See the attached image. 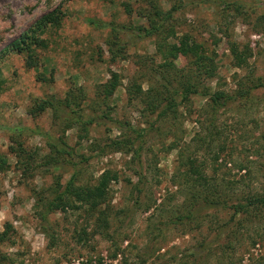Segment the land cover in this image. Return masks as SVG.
<instances>
[{"label":"rangeland","instance_id":"374dc122","mask_svg":"<svg viewBox=\"0 0 264 264\" xmlns=\"http://www.w3.org/2000/svg\"><path fill=\"white\" fill-rule=\"evenodd\" d=\"M154 7L172 10L177 35L189 34L216 61L215 76L202 83L231 100L214 127L207 96L192 95L176 120L164 121L128 96L133 81L143 90L179 87L189 67V58L164 46L167 39L177 45L165 32L137 38L122 29L146 26ZM54 10L64 16L41 35L46 47L34 51L36 66L28 68L24 53L7 49ZM111 73L119 77L111 121L63 131L49 108L30 115L36 100L62 101L77 88L87 96L85 113L99 115L90 103ZM115 121L147 130L134 141L138 154L101 151L110 140L135 139L131 132L122 136ZM49 135L63 137L74 156L55 155ZM19 144L32 159L18 158ZM0 158L6 162L0 165V233L6 224L13 229L0 242V264H264V205L244 212L228 204L190 207L183 176L184 163L195 158L212 189L235 206L247 194L264 195V0H0ZM74 171L77 185L95 184L103 171L118 176L98 209L51 213L49 227L40 221L39 200L52 199L58 181L61 188ZM197 191L209 195L208 188ZM103 217L108 222L99 228Z\"/></svg>","mask_w":264,"mask_h":264},{"label":"trees","instance_id":"16d2710c","mask_svg":"<svg viewBox=\"0 0 264 264\" xmlns=\"http://www.w3.org/2000/svg\"><path fill=\"white\" fill-rule=\"evenodd\" d=\"M154 11L145 15L146 26H122V29L126 30L129 34H135L137 38L152 37L154 35H160L166 33V37L175 38L177 40V45L169 44L167 40L164 41V46H167L173 52H176L186 58H189V67L182 70L181 78L179 79V87H171L168 84H159V87L153 89L151 86L147 90H143L141 85L137 81H133L127 88V93L130 99H139L145 103L148 114L155 115V121L164 120H176L178 108L181 103L185 102L188 105L190 102V97L192 95H202L209 98V110L211 115V123L209 127H214L213 119L216 118L221 108L228 106L231 97L224 93L223 91H215L213 93L207 92L202 80H210L215 76L216 72V61L211 55H209L206 50L189 34H182L178 36L175 28L170 23L172 18V10L161 11L156 7L153 8ZM64 13L61 10H54L42 18H40L35 25L26 31L23 35L19 37L10 44L7 51L10 53L26 55L25 62L28 68L36 66V57L34 51L37 49H43L46 47L45 39L41 37L46 28L50 26L57 27L63 18ZM89 24L95 25L97 27H104L105 25L100 21H95L93 19L87 20ZM115 32L116 28H112ZM158 50L161 48L157 46ZM162 49V48H161ZM181 71V69H179ZM194 76V77H193ZM198 82L195 85L194 82ZM119 86V77L116 73H111L110 79H108L104 84L98 86L95 91V97L91 101L92 111L101 109L99 115L85 113L83 108V103L87 100V96L83 93L80 88L71 89L67 92V98L59 101L52 97L50 99H38L32 106L30 110V115L36 117L41 112L49 108L53 114L54 118L57 119L60 124H63V131L74 126L83 127L93 124L95 122H103L102 120H112L108 113L109 101L114 91ZM205 91H201L200 89ZM89 104V105H90ZM88 105V107H90ZM203 111V110H202ZM100 120V121H99ZM116 130L124 136L125 133L131 132L135 134V139L132 140L130 137L124 138L120 141L113 139L110 140L108 144H104L101 148L103 152L105 148L111 147L116 151H133L134 153L139 152L141 146L138 145L137 148L133 149L134 141L141 139L145 132V129L136 130L129 123H122L121 121H115ZM154 123L151 122L149 127ZM208 127V128H209ZM209 130V129H208ZM211 130V129H210ZM38 132L34 131L33 133ZM52 136L49 135V139ZM53 142H49L50 147L54 151L55 155L72 158L74 156V150L66 143L63 137L58 136L57 138H52ZM125 148V149H124ZM126 151V150H125ZM18 156H25L24 161H29L32 159V155L26 153L22 148V145H18V150L15 152ZM28 155V156H27ZM88 158L84 155H80V160L86 161ZM54 162H58L57 159H53ZM57 160V161H56ZM78 161V162H83ZM197 160L195 158L187 159L184 165L188 164V169L184 172L183 176L186 183L190 186L188 197L186 198L189 206L192 207L194 202H198L201 206L205 208H215L216 206H234L239 212H244L248 207H255L258 204L264 205V195H249L245 196V203L235 204L228 201L225 197L219 196L218 192L212 189L209 184V180L200 168L201 165H196ZM5 161L0 158V165H5ZM53 163V162H52ZM71 163V161H70ZM26 169H29L31 163H25ZM28 164V165H27ZM77 162L72 163L75 167ZM77 171H74L68 181L60 188V183L56 184V189H54L53 198L50 200H45L41 198L39 202L41 203L40 211L38 212L40 221L46 225H49L48 215L55 213L57 211H68L77 210L82 207H87L90 211L98 209L99 206L106 203L109 199V185L112 181L117 180V174L111 171H103L101 175L96 180L93 185H77L78 177ZM201 188H208L209 195L204 196ZM101 215L104 216V211H101ZM100 218V217H99ZM108 221L103 217L98 220V227L106 226ZM50 227V225H49ZM12 227L6 224L4 230L0 233V242H6L10 240L8 233L12 231ZM45 231L52 238V234L45 228ZM5 259V258H3Z\"/></svg>","mask_w":264,"mask_h":264}]
</instances>
